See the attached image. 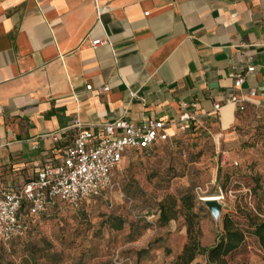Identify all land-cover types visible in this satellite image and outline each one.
<instances>
[{
  "label": "crops",
  "instance_id": "obj_1",
  "mask_svg": "<svg viewBox=\"0 0 264 264\" xmlns=\"http://www.w3.org/2000/svg\"><path fill=\"white\" fill-rule=\"evenodd\" d=\"M263 42L264 0H0V185L60 163L77 120H173L187 102L228 130L229 93L264 108Z\"/></svg>",
  "mask_w": 264,
  "mask_h": 264
},
{
  "label": "rangeland",
  "instance_id": "obj_2",
  "mask_svg": "<svg viewBox=\"0 0 264 264\" xmlns=\"http://www.w3.org/2000/svg\"><path fill=\"white\" fill-rule=\"evenodd\" d=\"M236 118L225 131L197 124L152 149L129 151L114 171L112 205L102 198L82 206L58 201L26 234L0 243V264H173L188 240L183 194L193 198L204 246L219 241L229 217L244 236L226 254L229 264H264V245L248 231L253 214L264 217V108L238 110ZM169 195L178 212L153 229L143 215L157 213ZM207 195L221 197L218 219L202 199ZM205 261L198 255L191 264Z\"/></svg>",
  "mask_w": 264,
  "mask_h": 264
},
{
  "label": "built area",
  "instance_id": "obj_3",
  "mask_svg": "<svg viewBox=\"0 0 264 264\" xmlns=\"http://www.w3.org/2000/svg\"><path fill=\"white\" fill-rule=\"evenodd\" d=\"M103 42L105 41L96 38L92 40V45ZM254 69L253 65L248 66L246 72L251 73ZM244 81L245 74H237L234 90L239 89ZM86 88L92 90L93 86L88 84ZM99 90L105 92L109 87L105 85ZM134 95L135 92H131V96ZM224 104L236 105L239 110L245 109L243 97L235 91L228 94ZM191 106L182 102L179 115L173 120L146 117L138 122L116 118L88 127L75 121L77 132L73 142L62 149L60 163L43 167L36 178L16 190L0 185V243H8L22 235L32 222L39 219L58 200L79 206L91 199L102 198L112 205L113 192L116 190L114 171L125 155L131 150L149 148L170 139L177 132L186 131L198 117L190 109ZM222 107L220 103H215L214 110L218 112ZM171 128L175 129L172 133ZM51 137L58 139L56 133L51 134ZM132 202L128 198L130 206ZM143 216L156 229L159 211Z\"/></svg>",
  "mask_w": 264,
  "mask_h": 264
},
{
  "label": "trees",
  "instance_id": "obj_4",
  "mask_svg": "<svg viewBox=\"0 0 264 264\" xmlns=\"http://www.w3.org/2000/svg\"><path fill=\"white\" fill-rule=\"evenodd\" d=\"M195 125H197L195 122L191 123L188 129H191ZM159 143H156L149 148L140 150L142 151L152 149ZM217 179H220L219 175L217 176ZM180 200L182 203V207L186 209L185 217L187 221L188 240L184 244L182 251L177 255L173 264H191L197 258L198 255H205L206 261L204 263L196 264H229L228 260L226 259V254L236 250L240 246L244 237L243 229L234 220L230 219L229 217H225L224 232L221 235L219 241L212 246H204L199 239L201 235L199 222L194 221V219L197 218V213L192 211L194 208L193 198L188 194H183ZM58 201H56L50 206L56 205ZM177 206V200L170 195L161 200L159 202L158 210L159 221L161 223H168L171 219L175 218L178 212ZM30 228L31 224L22 235H19L14 239L26 234L30 230ZM248 228V231L257 236L260 243L264 245V217H260L257 214H253L250 218Z\"/></svg>",
  "mask_w": 264,
  "mask_h": 264
},
{
  "label": "water",
  "instance_id": "obj_5",
  "mask_svg": "<svg viewBox=\"0 0 264 264\" xmlns=\"http://www.w3.org/2000/svg\"><path fill=\"white\" fill-rule=\"evenodd\" d=\"M207 207L210 209L216 219L220 217L222 205L218 200H205Z\"/></svg>",
  "mask_w": 264,
  "mask_h": 264
},
{
  "label": "bare ground",
  "instance_id": "obj_6",
  "mask_svg": "<svg viewBox=\"0 0 264 264\" xmlns=\"http://www.w3.org/2000/svg\"><path fill=\"white\" fill-rule=\"evenodd\" d=\"M203 200H220L221 199V197L220 196H218V195H207V196H204L203 198H202Z\"/></svg>",
  "mask_w": 264,
  "mask_h": 264
}]
</instances>
